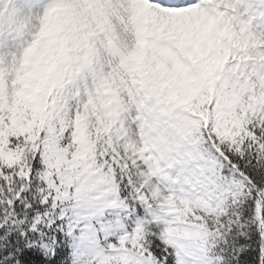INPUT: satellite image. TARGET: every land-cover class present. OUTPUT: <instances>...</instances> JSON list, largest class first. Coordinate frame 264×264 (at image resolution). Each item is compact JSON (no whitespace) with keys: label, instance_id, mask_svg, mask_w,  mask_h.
<instances>
[{"label":"snow or ice","instance_id":"snow-or-ice-1","mask_svg":"<svg viewBox=\"0 0 264 264\" xmlns=\"http://www.w3.org/2000/svg\"><path fill=\"white\" fill-rule=\"evenodd\" d=\"M0 264H264V0H0Z\"/></svg>","mask_w":264,"mask_h":264}]
</instances>
